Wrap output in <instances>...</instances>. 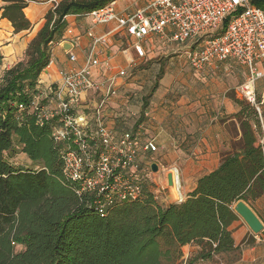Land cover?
<instances>
[{"label":"trees","instance_id":"trees-1","mask_svg":"<svg viewBox=\"0 0 264 264\" xmlns=\"http://www.w3.org/2000/svg\"><path fill=\"white\" fill-rule=\"evenodd\" d=\"M116 0H63L46 16L24 58L0 78V264H195L237 247L229 225L240 200L252 208L264 195V149L260 114L243 101L240 151L222 157L220 165L201 176L180 203H160L142 181V194L116 204L101 216L94 197L79 195L76 182L64 173L65 142H57V119L40 122V75L51 61L54 42L63 37L68 15L85 14ZM24 0L2 7L16 32L29 30ZM251 5L264 10V0ZM227 18L217 35L230 22ZM42 103V102H41ZM257 103L259 98H257ZM23 106L21 108L20 106ZM25 154L32 165L10 161ZM141 163V161H140ZM141 165L144 166L142 163ZM148 174V171H147ZM251 242V239L245 243ZM18 245L22 246L17 250ZM198 248L182 260V247Z\"/></svg>","mask_w":264,"mask_h":264},{"label":"crops","instance_id":"crops-1","mask_svg":"<svg viewBox=\"0 0 264 264\" xmlns=\"http://www.w3.org/2000/svg\"><path fill=\"white\" fill-rule=\"evenodd\" d=\"M7 1L0 0V77L5 70L24 58L28 45L44 26L47 14L54 10L56 3L63 0H24L28 4L24 14L32 27L20 32H16L12 22L3 17L2 7ZM121 1L128 3L124 6ZM135 5H138L136 0H116L115 10L118 14H124L136 10ZM66 22L63 37L53 43L51 61L41 73L38 83V99L47 109L55 106L51 92L61 81V71L82 67L94 45L100 64L93 67V78L100 83L115 77L117 94L103 106L100 105L105 90L102 87L92 89L80 98L75 113L85 119L88 134L96 133L100 118L116 138L126 131L133 132L141 141L154 138L157 150L140 154L139 160L146 167L156 162L155 158L159 156L173 159L189 155L196 158L192 162L197 176L187 186L181 184L176 169L177 186L182 201L195 189L201 176L220 165L224 155L240 151L242 129L241 121L236 115L241 106L236 100H243L239 88L248 76L246 66L229 59L208 66L202 72L196 73L192 70L194 78L190 79L191 91L189 94L182 93L181 96L173 95L176 87L173 88L170 84L172 75L166 73L160 77L159 86L155 87L150 104L147 106L144 103L142 107L141 102L134 109L125 94L132 91L135 84L127 83V74L120 76L119 71H127L139 62L151 60L149 57L160 53L168 43L156 37L148 38L144 43L145 55L138 58L131 47L133 38L123 29H118L115 21L96 24L84 14H73L66 17ZM100 37L103 40L95 44V39ZM65 41L72 44V49L68 52L61 49V44ZM183 47L186 53L189 46ZM70 54H75L74 62L69 60ZM131 57L137 58L135 65L130 64ZM106 62L110 67L106 66ZM258 68L264 70V61L258 63ZM158 72L155 69L150 73V79L154 82ZM210 83H214V87H210ZM255 89L263 125L262 132L258 133V140L264 149V77L257 80ZM178 97L179 100L176 101ZM146 177H149V173ZM253 209L264 223V195L255 201ZM228 229L232 232L237 249L217 254L211 260L197 261L195 264H264V231L259 235L252 234L238 215ZM248 239L251 242L246 244ZM184 248H188L186 257ZM197 250L193 245L183 246L182 260Z\"/></svg>","mask_w":264,"mask_h":264},{"label":"built area","instance_id":"built-area-1","mask_svg":"<svg viewBox=\"0 0 264 264\" xmlns=\"http://www.w3.org/2000/svg\"><path fill=\"white\" fill-rule=\"evenodd\" d=\"M251 1L145 0L144 5L124 14L115 11L114 1L84 15L96 24L115 21L118 29L133 38L131 47L138 58L145 55L147 39L156 37L167 43L188 45L186 59L196 73L218 62L236 60L248 68L240 93L256 106L261 116L255 84L264 77V70L258 68V63L264 61V10L251 5ZM229 17L231 20L223 33L197 43L203 36L217 33ZM101 40L103 37L96 38L95 44ZM69 60L74 62L75 54H70ZM129 61L135 65L137 58L131 57ZM99 64L93 45L82 67L61 71V81L51 92L55 106L47 109L37 97L31 108L39 109L41 123L57 119L52 136L57 142L66 143L64 173L76 182L79 195L94 197L97 211L105 216L112 206L141 196L142 181L152 164L143 167L140 154L155 152L158 146L154 138L141 141L131 131L116 138L100 118L96 133H87L85 119L75 113L80 98L102 87L105 90L100 105L103 106L117 94L115 77L108 82L94 80L92 69ZM106 66L110 67L108 62ZM126 74V70L119 71L120 76Z\"/></svg>","mask_w":264,"mask_h":264},{"label":"rangeland","instance_id":"rangeland-1","mask_svg":"<svg viewBox=\"0 0 264 264\" xmlns=\"http://www.w3.org/2000/svg\"><path fill=\"white\" fill-rule=\"evenodd\" d=\"M121 2L124 3V1ZM136 2L138 5H135L134 9L144 5L145 0H136ZM127 3H124V6ZM215 35H217V33L205 35L201 38L200 41L210 39ZM163 48L164 50H162L160 53H157L156 55L149 57V59L152 58L151 60L139 62L135 67L128 68L126 71L127 76L125 77L128 78L127 83H133L135 85L132 91H128L125 94V97L128 103L131 104L134 107V109L139 107L141 102H142V107L144 103L147 106L150 104L152 93L155 87L157 88L159 86L160 77H162L166 73L172 75V80H171L172 82L170 84L173 88L176 87L173 95L174 94L180 95L182 93L189 94L191 91L189 89V84H191L190 79L194 78L193 75L194 72L192 71L191 67L187 62L185 55V47L178 46L177 44L174 43H168L165 44ZM148 54L150 55L151 52H149ZM155 69L159 70V72L154 82L152 78L150 79L151 77L150 73L153 72V70ZM213 84L214 83H210L211 85L210 87H214ZM240 96L243 99L242 101L245 102V104H250L251 107L258 112L255 105L247 101L242 96L241 93ZM175 100L178 101L179 97ZM7 157L10 159L12 163L19 166L32 165L29 158L23 153H18L12 157H9L7 155ZM155 160H156L155 163H157L159 169L157 172H153L151 169L152 173L151 171H148L149 177H146L145 182L147 183L148 186H150L152 192L155 194L156 199L160 203L162 204L174 203L173 195L171 194L170 189L167 187L166 175L170 170L177 169L178 177L180 179L181 184L187 186V184L193 182L195 177L197 176V173L193 168V162H192L193 160H196V158L190 157L189 155L183 158H173V159L169 157L164 158L163 156L162 157L159 156L156 157ZM16 249L21 250L22 246L18 245ZM184 253H185L184 257H186L188 254V248H184ZM191 255L192 254H190L189 257ZM189 257L185 259L187 260ZM180 263L181 260L179 259L174 264H180ZM166 264H173V263L166 262Z\"/></svg>","mask_w":264,"mask_h":264},{"label":"water","instance_id":"water-1","mask_svg":"<svg viewBox=\"0 0 264 264\" xmlns=\"http://www.w3.org/2000/svg\"><path fill=\"white\" fill-rule=\"evenodd\" d=\"M201 40V38H200ZM200 40L197 42L199 43ZM61 49L64 52H68L72 49V44L65 41L61 44ZM151 169L153 172H157L159 167L157 163H152ZM167 187L170 189L174 198V203L182 202L178 186H177V173L176 170H170L166 175ZM234 212L243 219L245 224L249 227L250 231L254 235H259L264 231V223L255 210L245 201L240 200L233 206Z\"/></svg>","mask_w":264,"mask_h":264}]
</instances>
